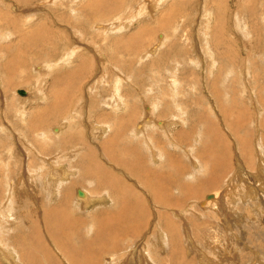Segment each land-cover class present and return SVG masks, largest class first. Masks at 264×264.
I'll use <instances>...</instances> for the list:
<instances>
[{
	"label": "rangeland",
	"instance_id": "rangeland-1",
	"mask_svg": "<svg viewBox=\"0 0 264 264\" xmlns=\"http://www.w3.org/2000/svg\"><path fill=\"white\" fill-rule=\"evenodd\" d=\"M34 1L39 3V0ZM73 1L74 3L72 5H70L71 3L66 4L67 13L69 17L72 18V24L82 23L80 27L75 26L74 28L72 25L60 21L58 17L62 14L64 6L61 10L57 7L55 10L56 13H53L50 8L47 11L45 9L47 7L41 5L44 10L38 12L37 10L32 11L31 7L26 8L25 6H21V4L15 1L13 5L16 10L10 12V16L14 15L17 19L19 17L16 26L23 31V34H25L24 36L29 34L32 38H37L34 39V43L29 44V47L26 45V42L21 41L17 33L12 34V43L9 41L5 42V39L0 40L1 51L3 48L11 45L9 51V55L11 56L3 51L0 56L2 64L7 61V58L11 59L7 61V70H3V65L0 64V111H3L2 107L4 104L5 106L8 104L10 112L9 119L11 121V123H9L8 120L2 121L0 118V264H69L72 249L85 248L87 243L89 245L88 249L78 252L79 255H77V257L79 264H84L80 257L86 260H92L91 264H264V185L259 187L257 182L254 188L249 190V186L252 185L254 181L250 180L251 177L249 175L247 176L245 174L248 170L245 169L244 163H241L243 164L242 169H244V171H242V169L239 170V164L235 160L237 154H234V156L236 155L235 157L231 155L229 153L230 148L227 146H222L221 150H219L218 147L222 141L223 145L226 142L230 144L236 135L248 137L247 139H250L253 135L255 137L257 123H262L264 118V108L260 103H256L261 101L264 104V0H157L160 2L155 9L156 11L148 13L147 16H137L135 19L133 18L134 12H136V14H141L145 10L148 11L150 8L149 2L152 3L154 0ZM2 2L7 5L5 1L2 0ZM64 2H67V0H64ZM36 3H32L35 5L32 9L38 7ZM219 4L220 7L217 6ZM74 5L77 7H74ZM2 14L4 17L7 15V13ZM170 14L172 17L169 16ZM158 15L165 20H160L158 22L156 19ZM168 17H171L170 21ZM22 20L24 22H22ZM129 20H131L130 26L124 29L122 23L130 22ZM162 22H167L164 26H169V29L160 27V24H163ZM44 26L48 27V29H43ZM221 27L223 33L220 29ZM2 29L8 32V26L6 24ZM84 31H91L94 39L89 40L88 38L86 40ZM99 31L102 32V35L105 34L106 36L103 35V37H99ZM142 31H146V33L142 35ZM164 33L165 39H159L160 35ZM33 34H35V36ZM45 38H47L48 41H46ZM145 38L147 41L144 42ZM156 41H158L159 46L163 43L160 46L159 53L154 54V56L149 55L144 59L142 56L143 54L140 53L144 51V48L147 49L148 47H152L157 43ZM131 43L134 44L131 45ZM148 44L151 45L148 46ZM36 45L38 48H35ZM134 45H136V47H132ZM123 48L126 49L124 50ZM70 51L75 54L72 56V59H66L67 61H64V63L62 60L60 65L62 69L61 78L59 79L60 82L55 83L51 75L54 73L56 67H50V65L60 61L56 59L55 56L58 54L59 56H63L60 55V53H69ZM42 52L45 54H41ZM80 56H82L81 60L78 58ZM83 61L84 63L86 62V66H84L85 68L82 72V68L80 69L79 64ZM130 61L132 62L130 63ZM43 66L49 67L50 69L44 68ZM119 76L121 77L116 78ZM164 77L167 82L164 80ZM169 77H172V79H169ZM65 78L68 79L64 84ZM20 80L21 82L19 83L18 81ZM31 80L34 84L32 87L33 89L27 90L26 87L29 86L28 84ZM72 80L74 81V90L72 88ZM168 80L174 82L172 87L170 86L172 83ZM69 82L71 84L67 86ZM18 90L23 91L24 96L17 94ZM117 90H119V94L116 93ZM121 90L129 92L127 98L121 93ZM149 90H151L150 92L168 90L169 97H162V100L168 99L167 108L182 109L183 107V112L185 113L184 118L189 120V123H191L196 133H193L195 132L193 130H189L191 129L190 126H184V124L178 125L179 127L177 126L175 128L178 130L174 131V133L176 132L179 138L184 137L181 140L189 137L190 144L193 139V145L195 146H198V140L202 142V146L204 145L205 147L199 148L200 152L197 154V157L190 156V153H193V155L196 153L188 149H186L188 151L187 154L184 153V149H182L181 152L176 153V156H173L174 152L172 149L168 151V147L163 141H165L164 137L166 136V134H164L165 130H169V128L165 126L166 129L162 131H155L156 126L154 125L157 121H161L157 118V114L161 110L162 100L159 103V100L155 99V101L152 102V100L145 98V96L149 94ZM130 93L131 95H136L138 100L139 104L135 103L134 105L135 110L136 108L139 109V114L137 113L138 116H136L135 119L140 122L138 123V121L133 119L132 122H134V120L136 122L131 124L133 128L129 134L132 135L133 130L137 129L136 126L138 124L140 126L147 124L146 121L150 118L149 130L145 128L146 126H142L145 129L143 132H137L140 134L138 137H142V141H145V139L151 138L152 136L147 134V131H153L154 136H152V138L156 139L158 144L156 146L154 139L152 141L148 140L144 145L145 151L136 153L140 159V164L138 163L137 165V171L143 180H147V186L150 188L154 186L150 177L154 178L156 175L151 173H160L161 176L164 177L165 183L168 184L175 178V172L184 171H186L187 176L191 174V176L187 178L188 183H191L192 178L196 179L197 176L201 175L202 181L206 180L209 184L216 186V182L210 181L209 178L213 175L212 173H215V170L220 169V174L217 173L216 175L220 179V181H217V184H222L223 186V189L219 191V194L223 196L222 199L218 201L220 203H218L219 205L217 208L213 210L212 207H209L206 209V212L203 207H199L197 201L199 200L200 202L206 194L210 196L213 189L206 188L203 190L197 188L200 186V183L196 181L197 179L194 183L192 182V187L194 188L193 193L199 192L198 194L202 195L201 198L197 196L200 199L197 197H190L193 196L191 193L193 189L186 188L187 190L183 189L181 192L179 189L178 191L172 190V204H169V197L167 194H165L164 198L161 197V205H158V201L157 205L151 203L153 201L144 188L139 187L136 190L135 181L137 180V176L134 177V179L126 176L128 173H126L125 168L113 164L105 158L101 147L109 141L102 144H100V142L104 140L103 137L107 133L101 131L102 129H100V127L102 125H94V127L90 124L88 116L86 115L88 113L89 103L94 102H91L89 97L94 95L93 99L97 101L102 102V99L105 100V102L109 101L111 104L110 106H106L107 109L105 110L110 111V107H116L118 102L121 104L119 108L124 109V104H128L126 101L131 102V100H133ZM49 95H52L53 98ZM2 99H4V101H2ZM124 99H126L125 103H121V101L124 102ZM150 102L155 104L156 109L154 110V116H152V112H150V106L152 105ZM173 102L175 106L177 104L179 107L176 106V108ZM136 105L138 107H136ZM76 106L77 112L74 110ZM258 106H260L261 109H258ZM68 108L69 111H67ZM126 108L127 107H125V109ZM4 110L7 111V108ZM58 110L61 111L58 112ZM141 110L142 113L140 112ZM196 111H205L210 115L206 117L200 115L201 117L198 119L194 117ZM35 118L37 121H35ZM139 118H142L143 124ZM29 120L32 123L35 121L34 123H37L39 126L42 125V128H44L41 131L43 133H40V135L44 137L42 139H46V143L40 144V146L46 150L47 153L50 151V148L52 149L49 143L52 141L50 139L52 136L56 137V135H59L60 137L64 134L68 136V131H70L72 135L78 132L77 134L81 135V137L78 135L76 136L79 137L80 141H84L87 145L91 144L93 148L95 146V151L100 155L99 159L102 165L100 172L96 171L94 176H81L79 180L72 182L67 200L70 204L68 209L72 210L74 216L70 213L69 217H71V219L68 218L69 222H61V224L64 223L62 225H59V220H55L56 212L52 211L58 204L54 201L51 203L48 202V192L44 190L47 188H45L39 180L42 175L46 173V169L49 170V172L51 171V169H48L49 165L52 167L55 165V163H53L55 155L46 157L40 152L41 156H44L46 163H48L46 164L44 160L38 161L34 158L35 154H33V151L29 150L32 147H24L21 143L23 139L22 135L25 134L28 136L30 134L29 128H27L26 125ZM123 120H125V118ZM199 120L200 122H198ZM223 121L226 122L224 123ZM233 121L234 123H232ZM18 122H23L24 126L16 127V130L11 131L13 130L14 124L18 126ZM124 122L126 123V120ZM124 122L119 126H124ZM71 123L74 127H69L71 129L68 130V126ZM243 125L244 127H241ZM180 127L184 132L189 131L186 132L187 135L183 133L182 129H179ZM1 129H3L4 134L1 132ZM56 129L59 130L58 133L55 132ZM91 129L94 131L92 130L91 132ZM206 129L208 131H206ZM229 129L234 130V137L229 133ZM213 131H217V133ZM244 131L246 132L244 133ZM210 134L211 136H207ZM212 135H214V137H212ZM90 136L94 138L89 139ZM159 136H163V140L158 139L160 138ZM215 137H217V139ZM26 138L23 140H26ZM81 138L83 140H81ZM42 139H40V141ZM77 141L78 140H76V142ZM128 141L130 144H133L131 139H128ZM253 141V138L252 140L250 139L248 143L249 147H255L256 142L254 141L253 143ZM112 143L113 142L110 144ZM129 143L126 141L125 143L117 142L116 146L118 148H123L126 144L128 146L127 152H130L128 157L131 158L133 151ZM98 145H100V147ZM149 146L152 151L157 153V156L155 154H150L152 151L150 152L148 149ZM213 146H215V148ZM242 146H246L248 149L247 143ZM172 148L175 147L172 145ZM234 148L237 149L236 147ZM98 149L99 151H97ZM256 151L255 149V152ZM63 152L64 151H57L55 154L60 158L64 156ZM81 152V148L73 151L72 158L68 164L78 172L84 169H80L79 162L73 164L71 161L73 159H79ZM226 152L228 153L226 154ZM253 154L255 155V153ZM29 155L34 158V164L36 163V166H32V172L35 170L37 173L33 181L26 175V173L29 175V171L25 169V167L28 166ZM199 157L200 159L197 160ZM253 158H256L255 170L261 165L264 166V160L258 161L256 155ZM208 159H211L212 163L213 161L220 162L211 165V161H208V164H205V160ZM241 159L244 162L242 154ZM93 160H95V157ZM126 160L128 161V158H126ZM60 161L64 163V161ZM201 161L204 162L202 163ZM181 162L187 167L180 164ZM199 162L202 164H199ZM259 162H261V165H259ZM5 164L8 166V171L2 174L5 170V166L3 167ZM233 164H235L236 167ZM42 166L45 168L44 172L38 174ZM56 166H58V164H56ZM212 166L213 168H211ZM182 167H185L186 170L182 171ZM64 168L66 169V167ZM188 169L193 171L190 173ZM75 170L70 171L76 172ZM210 170L214 171L211 173ZM238 171H242V174ZM205 172H207L208 175L203 174ZM57 173H59V171H57ZM237 173H239V176L241 175V178H238L241 182L237 180L238 185L236 186L237 183L233 180L235 188L231 190V180ZM228 174L229 176L227 177ZM112 176H117L122 179L123 183H126V185L128 184L135 192L123 193L121 198L118 197V200H114L115 203L113 201V203H110L111 201L109 198L108 206H93V208L92 206H84L79 202L80 200H76V198L73 197L75 188H78L79 191L82 188L87 191L91 188V193H93V188L94 194H86L94 198L104 197L105 195L107 198L112 197V191L108 187H100L101 183L99 185L96 183V181L107 183ZM230 177L232 179L228 180ZM35 181L37 183L36 187L34 186ZM115 183L114 186L119 184V182ZM124 184H122L123 189H121L120 193L123 192L122 190L126 189ZM36 189L40 197H42V200H38L36 197ZM195 189H197V191ZM63 190L64 188H62V191ZM155 190L154 193L156 194L157 189ZM188 191H190L191 194L187 196L184 193L187 192L186 194H188ZM242 191L244 193L246 191V193L242 194ZM75 192H77V190ZM63 193L65 194L66 192ZM99 193H103V195ZM116 193L118 195L120 194L117 190H114V194ZM162 193V188H159L158 195L161 196ZM127 195L131 197H146L149 198L151 202L147 203L143 198L142 203L144 204L141 203V206L136 207L134 205L130 206L128 208L130 212L127 214L126 211L124 212L125 205L127 207V204L124 203V197ZM253 195L256 196L254 197ZM76 196L81 198L77 193ZM173 198H178L176 199L177 203L175 202L174 204ZM30 202L35 205H31ZM41 203L46 207L50 205L48 207L51 208L50 213H48V218L42 219L44 229H40L36 226V224H39L38 220L40 222V218L36 216L35 209H41ZM98 209L100 213L97 211ZM216 209L219 211L217 212ZM93 210H96L98 213ZM235 210L237 211L235 212ZM110 211L114 213L111 214ZM33 212L35 214H30ZM102 214H107L108 217L106 216V218H104L105 216L103 217ZM109 214H111V216ZM119 215L120 217H118ZM208 219H210V222L207 221ZM224 219L225 221L227 220L226 223L229 224H225ZM168 221L172 222L174 225ZM142 222H147L149 225L144 224L146 225L144 226ZM159 222L162 223V225ZM207 222L210 224H207ZM171 225H173V227ZM182 225L183 227H181ZM164 227L173 228V230L177 228L178 231H173L172 229L171 231H169L170 229L166 231ZM204 227H207L208 230ZM21 228H23V231L19 232ZM215 228L220 229L218 230ZM137 230H139L138 233ZM159 230H161V232ZM51 231L53 232L55 243L50 238ZM157 231L159 232L158 234ZM56 232H60L61 234H57ZM169 232H173L174 234H170L169 236L171 237H169L168 234L166 236V233ZM164 235L166 236L165 240L163 239ZM173 235H178L177 237L179 238ZM16 236H18L19 243H15L13 240ZM160 237L163 240H160ZM47 238L55 246L59 243L58 246L62 247V251L65 253L57 254L56 251L58 247H56L57 250L52 246L51 248L47 247L45 245V242L47 243ZM158 241L162 244H159ZM112 243L117 246L115 247ZM117 247L120 252H115L114 249H117ZM114 253H119L117 258V255H113ZM130 253L134 256L132 262L128 261L131 256ZM119 255L121 256L119 257ZM66 256L68 257L66 258ZM142 257L143 259L141 260ZM4 260L6 261L4 262ZM15 260H17V262Z\"/></svg>",
	"mask_w": 264,
	"mask_h": 264
},
{
	"label": "bare ground",
	"instance_id": "bare-ground-1",
	"mask_svg": "<svg viewBox=\"0 0 264 264\" xmlns=\"http://www.w3.org/2000/svg\"><path fill=\"white\" fill-rule=\"evenodd\" d=\"M3 1H5L6 3H7V5L6 4H4L3 2H2V0H0V40H2V39H5V42H7V41H9L10 43H12V39H13V36H12V34L13 33H17V34H19V37H20V39H21V41H24V42H26V45H28V47H29V44L30 43H34V39H36L37 37H34V38H32V36H30L29 34H26V36H24L25 34H23V31H21L20 29H18V27L16 26V22L18 21V19H19V17H18V19L13 15V16H10V12H14L15 10H16V8L14 7V2L15 1H17L19 4H21V6H25L26 8H29V7H31V10L33 11V10H37L38 12L40 11V10H44L43 9V7L41 6V5H45L47 8H45L47 11L49 10V8L51 9V11H53V13H56L55 12V10H56V8L57 7H59V9L61 10L62 8H63V6H64V9H63V11H62V14L60 15V16H58L59 17V19H60V21H62V22H64V23H66V24H68V25H72L73 26V28L76 26V27H80V25L82 24V23H80V24H72V18H70L69 17V15H68V13H67V10H66V4H70V5H72L73 3H74V1L73 0H67V2H64V0H49V1H46V0H41V1H44V2H41L40 0L38 1L39 3H36V1H34V0H3ZM218 1H220V0H218ZM33 2H35L37 5H38V7L35 9H32V7H35V5H33L32 3ZM160 1H157V0H154V2H149V9H148V11L147 10H145L143 13H141V14H136V12H134L135 14L133 15V18L135 19V17H139V16H141V15H148V13H151V12H153V11H156L155 9L157 8V5H158V3H159ZM17 3V4H18ZM51 3V4H50ZM91 3V2H90ZM133 3V2H132ZM31 5H33V6H31ZM76 5H74V7H75ZM204 6V5H203ZM217 6H219L220 7V4L219 5H217ZM17 7V6H16ZM77 7V6H76ZM18 8H20V7H18ZM21 8H23V7H21ZM179 8V7H178ZM4 10V11H3ZM46 10H45V12H46ZM75 10H76V8H75ZM50 11V12H51ZM71 11V10H70ZM18 12V11H17ZM2 13H7V15L4 17L3 16V14ZM35 13V12H34ZM48 13V12H47ZM74 13V12H73ZM204 15V14H203ZM169 16H171L172 17V15L170 14ZM171 17H168V19H169V21L171 20ZM157 20H158V22L161 20V21H164L165 19H163V18H161V16L160 15H158V17L156 18ZM132 20V19H131ZM131 20H129L130 22H124V23H122V26L124 27V29L125 28H127V27H129L130 26V24H131ZM22 22H24L23 20H22ZM28 23V22H27ZM163 24H160V27H162V28H164L165 26H164V24H167V22H162ZM7 25L8 26V32H5V31H3L4 29H2V27L4 26V25ZM24 24V23H23ZM116 25H118V24H116ZM119 25H121V24H119ZM220 25H222V24H220ZM99 27V26H98ZM159 27V26H158ZM93 28V27H92ZM107 28V27H106ZM165 28H168L169 29V26H166ZM219 28V27H218ZM43 29H48V27H43ZM90 29V28H89ZM221 30H222V27L220 28ZM98 30V29H97ZM100 30H102V29H100ZM106 30V29H105ZM108 30V29H107ZM214 30H216V29H214ZM27 31V30H26ZM218 31V30H217ZM104 32V31H103ZM30 33V32H29ZM33 33V32H32ZM35 33H37V32H35ZM89 33V34H88ZM108 33H109V31H108ZM137 33V32H136ZM144 33H146V31H142V35H144ZM222 33H223V30H222ZM84 34H85V39L87 40L88 38H89V40L90 39H94L93 37H92V32L91 31H84ZM99 37H103V35H105V34H103L102 35V32H100L99 31ZM34 36H35V34H33ZM44 35V34H43ZM42 35V36H43ZM91 35V36H90ZM220 35V34H219ZM218 35V36H219ZM90 36V37H89ZM106 36V35H105ZM30 37V38H29ZM38 37H40V36H38ZM137 37V36H136ZM138 37H140V36H138ZM150 37V36H149ZM135 38V37H134ZM147 38H148V35H147ZM157 38V37H156ZM221 38V37H220ZM127 39H129V38H127ZM132 39V38H131ZM137 39V38H136ZM159 39H161V40H164L165 39V33L164 34H161L160 35V38ZM45 40L46 41H48L47 40V38H45ZM44 40V41H45ZM160 40V41H161ZM39 41V40H38ZM92 41V40H91ZM116 41V40H115ZM145 41H147V39L145 38L144 39V42ZM137 42V41H136ZM157 43H155L152 47H148L147 49H143L144 51L143 52H141L140 54H143L142 56H143V58L145 59L146 57H148L149 55H151V56H154V54H158L159 53V49L161 48L160 46L163 44V43H161V45L159 46V44H158V41H156ZM50 43V42H49ZM62 43V42H61ZM65 43V42H64ZM90 43V42H89ZM142 43V42H141ZM77 44V43H76ZM129 44V43H128ZM132 44H134V43H131V45ZM145 44V43H144ZM152 44V43H151ZM151 44H148V46H150ZM57 45V44H56ZM64 45H66V44H64ZM172 45V44H171ZM171 45H170V48H171ZM3 46V45H2ZM1 46V47H2ZM17 46V45H16ZM15 46V47H16ZM139 46V45H138ZM11 47V45H9V46H7V47H5V48H3L2 49V51L4 52V53H6V54H8L9 55V51H10V48ZM61 47V46H60ZM132 47H136V45H134V46H132ZM18 48V47H17ZM35 48H38V46L36 45L35 46ZM67 48V47H66ZM22 49V48H21ZM48 49V48H47ZM53 49V48H52ZM124 50L126 49V48H123ZM26 50V49H25ZM28 50V49H27ZM38 50V49H37ZM93 50V49H92ZM91 50V51H92ZM121 50V49H120ZM2 51H1V49H0V56H1V54H2ZM33 51V50H32ZM31 51V52H32ZM73 51V50H72ZM72 51H70L69 53H60V55H63V56H59V54L57 55V56H55L56 57V59H58V60H60V61H58L57 63H55V64H51L50 65V67L52 66V67H56L55 68V71H54V73L51 75L52 77H53V80L55 81V83H59L60 81H59V79L61 78V74H62V69L60 68V65H61V63H62V60H63V63H64V61H67L66 59H69V58H71L72 59V56L75 54L74 52H72ZM18 52V51H17ZM30 52V53H31ZM97 52H100V51H97ZM101 53V52H100ZM41 54H45V53H41ZM24 55V54H23ZM9 56H11V55H9ZM23 57V56H22ZM141 57V56H140ZM213 57V56H212ZM80 60L82 59V56H80V57H78ZM143 59V60H144ZM7 61H9V60H11L10 58H7L6 59ZM17 60V59H16ZM49 60V59H48ZM136 60V59H135ZM7 61H5L3 64H2V62H1V57H0V64H2L3 65V70H7V67H8V64H7ZM23 61V60H22ZM90 61H91V59H90ZM81 62V61H80ZM132 61H130V63H131ZM11 63V62H10ZM89 63V62H88ZM215 63V62H214ZM80 65V69H81V71L85 68L84 66H86V62L84 63V61L82 62V63H80L79 64ZM154 65V64H153ZM153 65H151V66H153ZM12 67H13V65H12ZM44 67V66H43ZM44 68H49V67H44ZM41 69V68H40ZM50 69V68H49ZM150 70V69H149ZM211 70V69H210ZM10 71V70H9ZM8 71V72H9ZM20 71V70H19ZM49 71V70H48ZM83 72V71H82ZM10 75H11V73H10ZM121 76H119V77H116V78H120ZM133 77V76H132ZM165 77H167V76H165ZM165 77H164V80L167 82V80L165 79ZM67 79L68 78H65L64 80V84L66 83V81H67ZM74 79H75V77H74ZM169 79H172V77H169ZM125 80V79H124ZM159 81V80H158ZM169 82H171V80H168ZM19 83L21 82V80L20 81H18ZM25 82V81H24ZM168 82V83H169ZM1 83V82H0ZM72 88H73V86H74V81L72 80ZM70 82L69 83H67V86L68 85H70L71 84ZM119 83V82H118ZM172 84L170 85L171 87L174 85V82H171ZM78 84V83H77ZM27 85V84H26ZM29 86L28 87H26L27 88V90H32L33 88V81L31 80L30 81V83L28 84ZM149 87V86H148ZM117 89V88H116ZM115 89V90H116ZM73 90H74V88H73ZM104 91V90H103ZM118 91L119 90H117L116 91V93H118ZM141 91V90H140ZM151 90H149V94H147L146 96H145V98H147V99H149V100H152V102H154L155 101V99L156 100H159L158 102L160 103V101L162 100V97L163 96H166V97H169V94H168V90L166 91V90H157L156 92H150ZM30 92V91H29ZM133 92H135V91H133ZM121 93L127 98V95H128V91H124V90H121ZM136 93V92H135ZM141 93V92H140ZM119 94V93H118ZM151 94V95H150ZM110 95H111V92H110ZM116 95V94H115ZM130 95H131V93H130ZM144 95V94H143ZM21 96H24V94L23 95H21ZM49 96H51L52 97V95H49ZM122 96V95H121ZM140 96H141V94H140ZM171 96V95H170ZM13 97H15V96H13ZM112 97V96H111ZM131 97L133 98V100H131V102H129V101H126L128 104H124V106L125 107H127L126 109H125V107H123L124 109H120L119 108V106L121 105V104H119V102H118V104H116V107H110V111L109 110H105V109H107V107L106 106H110V102L109 101H106L105 102V100H103L102 99V102L101 101H97V100H95V99H93L94 98V95H91L89 98H90V101L91 102H94V103H89V108H88V113H87V115L86 116H88V119H89V122H90V124L91 125H95V126H97V125H102L101 127H100V129H102L101 131L102 132H106L107 134L103 137L104 138V140L102 141L101 140V142H100V144H102V143H104V142H108V143H106L104 146H102L101 147V150H102V152H103V155L105 156V158L109 161V162H111V163H113V164H116V165H118V166H120V167H123V168H125L126 169V173H128L126 176H128V177H131V178H133L134 179V177H136L137 176V180L135 181V186L137 187L136 188V190L139 188V187H142V188H144L146 191H147V193H148V195L150 196V199L153 201V202H151V200L149 199V198H146V197H131V196H125L124 197V203H126L127 204V207H126V205H125V210H124V212L126 211L127 212V214H129V210H128V208L130 207V206H132V205H134L135 207L136 206H141V203H142V199L144 198V201L145 202H147V203H149V202H151V203H155L156 205H157V201H158V205H161V201H162V199H161V197L162 198H164L165 197V194H167L168 195V197H169V204H172L171 203V200H172V190H177L178 191V189H179V191L181 192L183 189H186V188H190V189H193V190H191V193H192V195L193 196H190V197H197V196H200V198H201V196L202 195H200V194H198L199 192H194V193H196V194H194L193 193V191H194V188L192 187V182L194 183V181L196 180L197 182H199L200 183V186L199 187H197V188H200V189H206V188H212L213 189V192L210 194V196L209 195H205L204 196V198L203 199H201L200 200V202H199V200L197 201L198 202V205H199V207L201 208V207H203L205 210L206 209H208L209 207H212L213 208V210H214V208H217V206L219 205L218 203H220V202H218V201H220L221 199H222V196L223 195H220L219 194V191L220 190H222L223 189V186H222V184H220V185H218L217 184V181L219 180L220 181V179L218 178V176L216 175L217 173H219L220 174V169L218 170H215V173H212L213 171H211V173L214 175H211L210 176V181H213V182H216V186L215 185H211V184H209L208 182H206V180H204V181H202V176L200 175V176H197L196 177V179L195 178H192V181H191V183H188L187 182V178H189V176H191V174H189L188 176H187V173H186V171H184V170H186V168L185 167H187V166H185V164H182L183 162H181L180 164H182V165H184L185 167H182L183 168V170L182 171H184V172H175V178L174 179H172L168 184H166L165 183V179H164V177L163 176H161V174L159 173H151V174H153V175H156V176H154V178H152V177H150L151 179L150 180H152V183H153V187L152 188H150V187H148L147 186V184H146V181L145 180H143L142 178H141V176L139 175V173H138V171H137V165H138V163L140 164V159H139V157L136 155V153H140L141 151H145L144 150V145H145V143L149 140H153L154 138H152V136H154V132L153 131H147L148 133L147 134H149V135H152L151 136V138H148V139H145V141H142V137H138L140 134L139 133H137V132H143V130L145 129V128H147L148 129V126H149V122H150V118L146 121L145 119V121H146V123L147 124H143V120H142V118H139V119H141V121H142V126L143 127H145V128H143L142 126H140L139 124V126L137 125L136 126V128L137 129H134L133 130V133H132V135H130L129 133L132 131V123H134V122H136V121H138V120H136L135 119V117L136 116H138V114H139V112H138V108H136V110H135V107H134V105H135V103L136 104H139L138 103V100H137V98H136V95H131ZM143 97V96H142ZM172 97V96H171ZM53 98V97H52ZM109 98H110V96H109ZM113 98V97H112ZM111 98V99H112ZM124 98V97H123ZM122 98V99H123ZM141 98V97H140ZM139 99V98H138ZM125 100L126 99H124L123 101L124 102H122L121 100V103H125ZM128 100V99H127ZM168 100V99H167ZM167 100L166 99H164V100H162L161 102H162V107H161V110H160V112L157 114V118L159 119V120H161V121H157V123H155L154 125L156 126V130L155 131H162V130H164V129H166V127H168L169 128V130H165V133L164 134H166V136L164 137V140L165 141H163V143H166V145H167V147H168V151H169V149H172V151L174 152V154H173V156H176V153L177 152H181L182 151V149H184L183 151H184V153H188V151L186 150V149H188L189 151H193V152H195L196 154L195 155H193V153H190L191 155L190 156H195V157H197V154L200 152V150H199V148L201 147V148H204L205 146L203 145L202 146V142L201 141H197V144H198V146H195V145H193V139L191 140V144H190V138L189 137H187V138H185L184 140H181V139H183L184 137H182V138H179L178 137V134H176V132L174 133V131H176V130H178V129H175L178 125H180V124H184V126L185 125H188V126H190L191 127V129H189V130H193V131H195L194 130V128L191 126V123H189V120L186 118H184V115H185V113L183 112V107H182V109H170V108H167L168 106H167ZM2 101H4V99H2ZM137 101V102H136ZM217 101V100H216ZM89 102V101H88ZM256 102V101H255ZM151 103V102H150ZM174 103V102H173ZM256 103H260L261 105H262V107L264 108V104L261 102V101H259V102H256ZM87 104V103H86ZM96 104V105H95ZM152 104V103H151ZM174 106H175V103L173 104ZM113 106H115V105H113ZM176 106H178L177 104H176ZM175 106V107H176ZM87 107V106H86ZM136 107H138L137 105H136ZM151 111L150 112H152L151 113V115L152 116H154V110L156 109L155 108V104H152L151 106ZM179 107V106H178ZM7 108V111H5L4 109H6ZM66 108V107H65ZM140 108V107H139ZM143 108V107H142ZM177 108V107H176ZM262 108V109H263ZM2 109H3V111H0V118H1V120L2 121H5V120H8V122L9 123H11V121H10V119H9V117H10V112H9V106H8V104H6V106H5V104L3 105V107H2ZM63 109V108H62ZM109 109V108H108ZM258 109H261V107L260 106H258ZM74 110L77 112V106L74 108ZM61 110H58V112H60ZM67 111H69V108L67 109ZM97 111V112H96ZM141 113H142V110L140 111ZM231 112V111H230ZM235 112V111H234ZM78 113H79V111H78ZM138 113V114H137ZM196 114H195V118H200L201 116L200 115H203V116H208V115H210V114H208L207 112H195ZM262 113V112H261ZM122 114V115H121ZM34 115H35V113H34ZM62 115H64V114H62ZM243 115V114H242ZM52 116H54V115H52ZM124 117L125 118V120H126V123L124 122L125 120H123L124 118H122V117ZM141 116H143V115H141ZM30 118V117H29ZM39 118V117H38ZM42 118V117H41ZM44 118V117H43ZM184 118V119H183ZM194 118V119H195ZM213 118V117H212ZM222 118H223V116H222ZM87 119V120H88ZM91 119H93V120H91ZM133 119H135L134 120V122H132L133 121ZM197 119V120H198ZM203 119V118H202ZM201 120V119H200ZM200 120L198 121V122H200ZM209 120V119H208ZM33 121V120H32ZM35 121H37L36 120V118H35ZM35 121H33V123L29 120V121H27V128H29V137L28 136H26L25 134L24 135H22V138L23 139H25L26 137H28V138H26V140H21V143L23 144V146L25 147V146H28L29 148L30 147H32V148H30L29 150H31V151H33V154H35L34 156V158L35 159H37L38 161L40 160V161H43L44 160V156H53V155H55V157H54V159H53V163H55V165L52 167V166H50L49 165V168L48 169H51V171L49 172V170H47L46 169V173H44L43 175H42V177L39 179L40 180V182H41V184L43 185V186H45V188H47V189H44L45 191H47L48 192V202L49 203H51V202H56L58 205H57V207L56 208H54V209H52V211H55L56 212V214H55V220H59V222H60V224L59 225H62V224H64L65 222L64 221H66V222H69V220H68V218L69 219H71V217H69L70 215V213L71 214H73V216H74V213L72 212V210H70V209H68V207L70 206V204H69V202H68V200H67V197H68V195H69V193H70V187H71V184H72V182L73 181H76V180H79L80 179V177L81 176H87V175H91V176H94V174H95V172L96 171H98V172H100V170H101V167H102V165H101V160L99 159L100 158V155H98V153L95 151V146H94V148L92 147V145L91 144H89V145H87L86 143H84V141H80V139H79V137H81V135H79V134H77L78 132H76V134L74 133V135H72V133L70 132V131H68L69 132V134H68V136H66L65 134L63 135V136H60L59 137V135H56V137H54V136H52L50 139L52 140L51 142H49L50 144H51V146H52V149L50 148L49 150V152L47 153V151L46 150H44L41 146H40V144H43V143H46V139H42V138H44L42 135H40V133H43V132H41L44 128H42V125H38L37 123H34ZM155 121V120H154ZM202 121V120H201ZM206 121V120H205ZM205 121H204V123H205ZM228 121H229V119H228ZM124 122V126H122V127H120L121 126V124ZM140 121H138V123H139ZM211 122V121H210ZM209 122V123H210ZM224 123L226 122V121H223ZM73 123V122H72ZM72 123L68 126V130H70L71 128H69V127H74V125H72ZM209 123H207V124H209ZM216 123V122H215ZM230 123V122H229ZM232 123H234V121L232 122ZM231 123V124H232ZM137 124V123H136ZM206 124V123H205ZM228 124V123H227ZM244 124H245V122H244ZM120 125V126H119ZM200 125V124H199ZM242 125V124H241ZM247 125V124H246ZM24 126V123L22 122V123H19L18 122V126H16V124H14L13 125V130H11V131H14V130H16L15 128L16 127H23ZM94 126V127H95ZM166 126V127H165ZM201 126V125H200ZM216 126V125H215ZM236 126V125H235ZM64 127V126H63ZM91 127V126H90ZM179 127V126H178ZM213 127V126H212ZM228 127V126H227ZM240 127V126H239ZM241 127H244V125L243 126H241ZM59 128H60V126H59ZM150 128V127H149ZM193 128V129H192ZM32 129H33V132H34V134H33V132H32ZM179 129H182L181 127L179 128ZM210 129V128H209ZM246 129V128H245ZM92 130L93 129H91V132H92ZM136 130H138V131H136ZM149 130V129H148ZM185 130H188V129H185ZM54 131V130H53ZM74 131V130H73ZM94 131V130H93ZM182 131H183V129H182ZM190 131V132H191ZM206 131H208L207 129H206ZM205 131V132H206ZM1 132L4 134V131H3V129H1ZM35 132H38V133H35ZM55 132H59V130L58 129H56L55 130ZM186 132H189V131H186ZM186 132H184L183 131V133H185L186 135H187V133ZM214 132V131H213ZM246 131H244V133H245ZM1 133V134H2ZM64 133V132H63ZM62 133V134H63ZM145 133V132H144ZM177 133H179V132H177ZM193 133H196V131L195 132H193ZM209 133V132H208ZM212 133V132H211ZM214 133H217V131L216 132H214ZM229 133L234 137V135H233V133H234V130H232V129H229ZM37 134V135H36ZM103 134V133H102ZM54 135V134H53ZM76 135H78V136H76ZM145 135V134H144ZM143 135V136H144ZM156 135V134H155ZM215 135V134H214ZM214 135H212V137H214ZM235 135H236V133H235ZM18 136V135H17ZM16 136V137H17ZM200 136V135H199ZM207 136H211V134L210 135H207ZM64 137V138H63ZM160 138H158V139H161V140H163V136H159ZM232 137V138H233ZM63 138V139H62ZM90 138H94V137H92V136H90L89 137V139ZM145 138V137H144ZM216 139H217V137H215ZM248 137H245V136H243V137H240V136H238V135H236L233 139V141L229 144L228 142H226L224 145H223V141L222 142H220V144L218 145V147H219V150H221V147L223 146H227V147H229L230 148V151H229V153L231 154V155H233L234 156V154L236 153L237 154V156H236V162H238V164H239V170H241L243 167V164H241V163H244V166L246 167L245 169H247L248 171H247V173H245L247 176L249 175L250 177H251V179L250 180H253L254 181V183H252V185H250L249 186V190H252L253 188H254V185H255V183H257L258 182V186L259 187H261V186H263L264 185V166L263 165H261V162H259V165H261V166H259V168L257 169V170H255V168H256V158L254 159L253 157H255V155H256V157H257V159H258V161H262V160H264V118H263V121H262V123H257V130L255 131V137H254V135L253 136H251V140H252V138L254 139V141L256 142V145H255V147L253 146V148L252 147H249L248 146V143H249V141H250V139H247ZM18 139V138H17ZM40 139H42L41 141H40ZM62 139V140H61ZM128 139H131V141L133 142V144H130L129 143V141H128ZM196 139V138H195ZM76 140H78L77 142H76ZM81 140H83L82 138H81ZM94 140V139H93ZM92 140V141H93ZM19 141V140H18ZM125 141L126 142H128L130 145H131V147H132V151H133V155H132V157L131 158H129L128 157V154L130 153V152H127V145L125 144V147H123V148H118L116 145H117V142H121V143H125ZM160 141V140H159ZM196 141V140H195ZM254 141H253V143H254ZM41 142V143H40ZM90 142V141H89ZM111 142H113L112 144H110ZM162 142V141H161ZM1 143V142H0ZM19 143V142H18ZM154 143L156 144V146L158 145L157 144V140L156 139H154ZM245 143H247V147H248V149L246 148V146H242V145H244ZM214 144V143H213ZM212 144V145H213ZM44 145H46V144H44ZM48 145V144H47ZM168 145H170V146H168ZM172 145L175 147V148H172ZM1 146V145H0ZM91 146V147H90ZM99 147H100V145H98ZM162 146V145H161ZM182 146V147H181ZM183 146H184V148H183ZM46 147V146H45ZM98 147V148H99ZM164 147V146H163ZM166 147V148H167ZM198 147V148H197ZM214 148H215V146H213ZM234 147H236L237 149H235ZM243 147H244V150H243ZM82 149V152L80 153V155H79V159H73L71 162L73 163V164H77L78 162H79V165H80V169H84L83 171H77V170H75L74 168H71L68 164L70 163V159L72 158V155H73V151H75V150H79V149ZM159 148V147H158ZM0 149H1V147H0ZM4 149V148H3ZM2 149V150H3ZM26 149H28V148H26ZM100 149V148H99ZM99 149L97 150V151H99ZM148 149L150 150V152L152 151V149L150 148V146L148 147ZM210 149H212V148H210ZM225 149V148H224ZM250 149V150H249ZM255 149L257 150L256 152H255ZM13 150H15V149H13ZM39 150V151H38ZM57 151H59V152H61V151H64L63 152V157H58L57 156V154H55ZM160 151V150H159ZM212 151V150H211ZM211 151H209V152H211ZM246 151V152H245ZM28 152H30V151H28ZM44 155H42L41 156V153ZM45 152H46V154H45ZM208 152V153H209ZM1 153V152H0ZM213 153V152H212ZM224 153V152H223ZM228 152H226V154H227ZM251 153H252V156H251ZM253 153H255V155L253 154ZM101 154V153H100ZM151 155H153V154H155L156 156H157V153H155L154 151H152L151 153H150ZM241 154H242V156H243V159H244V162L242 161V159H241ZM28 155V154H27ZM200 155V154H199ZM206 155V154H205ZM240 155V156H239ZM30 156V155H29ZM150 156V155H149ZM181 156V155H180ZM234 156V157H235ZM95 157V160H93V158ZM103 157V156H102ZM101 157V158H102ZM184 157V156H183ZM186 157V156H185ZM203 157V156H202ZM209 157H211V156H209ZM208 157V158H209ZM27 158V157H26ZM29 158V162H28V166L27 167H25V169H27L26 171H29V175L26 173V171H25V173H26V175L29 177V179H31L32 181L35 179V177L37 176V173H36V171L34 170L33 172H32V170H33V168H32V166H36V163L34 164V162H33V160H34V158L32 157V156H30V157H28ZM126 158H128V161L126 160ZM159 158V157H158ZM188 158V157H187ZM193 158V157H192ZM181 159V158H180ZM179 159V160H180ZM200 159V157L197 159V160H199ZM219 159V158H218ZM224 159V158H223ZM36 160V161H37ZM60 160H62V161H64V163L63 162H61ZM104 160V159H103ZM159 160H161V159H159ZM176 160V159H175ZM216 160V159H215ZM234 160V159H233ZM238 160V161H237ZM45 161V160H44ZM52 161V160H51ZM206 162H204L205 164H208L207 162L208 161H211V159H208V160H205ZM239 161H241V162H239ZM19 162V161H18ZM26 162V161H25ZM154 162V161H153ZM178 162V161H177ZM191 162V161H190ZM202 162V161H201ZM201 162H199V164H202ZM220 162V161H216V162H214L213 161V163H216V164H218V163ZM222 162V161H221ZM22 163V162H21ZM38 163V162H37ZM45 163H46V161H45ZM151 163H152V161H151ZM211 163H212V161H211ZM210 163V164H211ZM213 163L211 164V165H213ZM228 163H229V161H228ZM46 164H48V163H46ZM56 164H58V166H56ZM143 164V163H142ZM146 164V163H145ZM187 164V163H186ZM224 164V163H223ZM227 164V163H226ZM230 164V163H229ZM44 165V164H43ZM59 165H61V166H59ZM148 165V164H147ZM152 165V164H151ZM174 165V164H173ZM179 165V164H178ZM204 165V164H203ZM233 165H235V164H233ZM5 166V167H4ZM8 166H9V163H8ZM8 166H7V164H5V165H3V167H4V171L2 172V174H5V173H7V171H8ZM48 166V165H47ZM181 166V165H180ZM217 166V165H216ZM219 166V165H218ZM64 167H66V169H68V170H66ZM235 167H236V165H235ZM169 168V167H168ZM206 168V167H205ZM211 168H213V166L211 167ZM222 168V167H221ZM232 168H234V167H232ZM44 167L42 166V167H40V171L38 172V174L39 173H43L44 172ZM129 169H131V170H129ZM146 169H148V168H146ZM152 169V168H151ZM215 169V168H214ZM229 169V168H228ZM250 169H253V170H250ZM38 170V169H37ZM70 170H75L76 172H71ZM115 170V169H114ZM176 170H179V169H176ZM188 170H190V169H188ZM207 170V169H206ZM205 170V171H206ZM209 170V169H208ZM235 170V169H234ZM22 171V170H21ZM57 171H59V173H57ZM119 171V170H118ZM180 171V170H179ZM193 171V170H192ZM191 170H190V173L192 172ZM204 171V170H203ZM229 171V170H228ZM242 171H244V169H242ZM241 171V172H242ZM121 172V171H120ZM209 172V171H208ZM239 172V171H238ZM241 172H239V173H241ZM9 173H10V171H9ZM225 173V172H224ZM239 173H237L235 176H234V178L232 179L231 177L228 179V180H231L232 182H231V184H230V189L231 190H233L234 188H235V183H233V180L234 181H236V186L238 185V181L239 182H241L240 180H238V178L240 179L241 177V175L239 176L238 174ZM203 174H206V175H208L207 174V172H205V173H203ZM242 174V173H241ZM187 176V177H186ZM229 176V174L227 175V177ZM245 176V175H244ZM209 177V176H208ZM208 177H207V179H208ZM23 179V178H22ZM225 179H227V178H225ZM244 179V178H243ZM243 179H241V180H243ZM238 180V181H237ZM249 180V181H250ZM125 181V180H124ZM226 181V180H225ZM115 182H119V184H117L116 186H114L116 183ZM96 183H97V185H99L100 183H101V186L100 187H108L111 191H112V197H108L107 198V196L105 197H96V198H94V197H91V196H87V194H89V193H91V188H89V190L87 191L86 189H80V191L78 190V188L76 189L75 188V190H74V193H73V197H75L76 198V200L78 199V200H80L79 202L81 203V204H83L84 206H92V208H93V206H95V207H102V206H108V199L110 198V203H115V201L114 200H116L118 197L119 198H121L122 197V194L123 193H125V192H131V193H134L135 191H134V189L132 188V187H130V186H128V184L126 185V183L124 184L123 183V181H122V179H120L119 177H117V176H112V178L107 182V183H103V182H100V181H96ZM212 183V182H211ZM243 183V182H242ZM245 183V182H244ZM37 183H36V181H35V183H34V186L36 187L37 185H36ZM122 184H124L125 185V187H126V189L125 190H122L123 192L122 193H120V191H121V189H123V187H122ZM197 184V183H196ZM227 184V183H226ZM197 185H199V184H197ZM240 185V184H239ZM241 186V185H240ZM251 187V188H250ZM25 188V187H24ZM62 188H64V190L62 191ZM159 188H162V190H163V193H162V195L161 196H159L158 195V189ZM155 189H157V192H156V194L154 193V190ZM199 189V190H200ZM77 190V192H75ZM107 190V189H106ZM114 190H117V192H119L120 194L118 195L117 193L116 194H114ZM187 190V189H186ZM185 190V191H186ZM196 191H197V189H195ZM246 190V189H245ZM156 191V190H155ZM184 191V192H185ZM63 192H66L65 194L63 193ZM92 192L93 193H91V194H94L95 192L93 191V188H92ZM106 192V191H105ZM116 192V191H115ZM143 192L145 193V191L143 190ZM203 192V191H202ZM202 192H200V193H202ZM231 192H233V191H231ZM243 192V191H242ZM7 193V192H6ZM9 193V192H8ZM26 193H28V192H26ZM76 193H77V195L79 196V197H81V198H78L77 196H76ZM87 193V194H86ZM187 193V192H186ZM186 193H184L185 195H189V194H191L190 193V191H188V194H186ZM223 193V192H222ZM239 193H241V192H239ZM245 193H246V191H245ZM244 192L242 193V194H245ZM248 193V192H247ZM100 195H103V193L101 194V193H99ZM104 194H106V193H104ZM137 194V193H136ZM203 194V193H202ZM5 195H7V194H5ZM36 197L38 198V200H42V197H40V195H39V192H38V190L36 189ZM96 195H98V194H96ZM111 195V194H110ZM125 195V194H124ZM146 195V194H145ZM145 195H143V196H145ZM148 195H146V196H148ZM183 195V194H182ZM257 195V194H256ZM256 195H253L254 197L256 196ZM117 196V197H116ZM142 196V195H141ZM184 196V195H183ZM209 196V197H208ZM258 196V195H257ZM248 197H251V196H248ZM6 198L8 199V197L6 196ZM198 199H200L199 197H197ZM246 198H247V195H246ZM262 198H263V196H262ZM176 199H178V198H173V202H174V204H175V202L177 203V200ZM192 199V198H191ZM118 200V199H117ZM113 201V202H112ZM193 201V200H192ZM195 201V200H194ZM30 204L31 205H33L32 204V202H30ZM79 204V203H78ZM142 204H144V203H142ZM168 204V205H169ZM193 204H195V203H193ZM254 204V203H253ZM35 205V204H34ZM44 204L43 203H41V209H35V213H36V216H39V218H40V222H39V220H38V223L39 224H36V226H38L40 229H44V227H43V223H42V219L43 218H48V213H50V210H51V208L50 207H48V206H50V205H48L47 207L46 206H43ZM124 205V204H123ZM79 206V205H78ZM171 206V205H170ZM196 206V205H195ZM160 207V206H159ZM197 207V206H196ZM221 207V206H220ZM82 208V207H81ZM80 208V209H81ZM146 208V207H145ZM164 208V207H163ZM166 208V207H165ZM188 208H190V207H188ZM193 208H194V206H193ZM219 208V207H218ZM263 208H264V204H263ZM34 209V208H33ZM87 209V208H86ZM100 209V208H99ZM97 210L99 213H100V210ZM122 209V208H121ZM120 209V210H121ZM181 209V208H180ZM211 209V208H210ZM236 209V208H235ZM253 209H254V207H253ZM79 210V209H78ZM136 210H137V208H136ZM146 210V209H145ZM213 210H212V212H213ZM217 210V209H216ZM92 211V210H91ZM94 212H97L96 210H93ZM112 211V210H111ZM111 211H110V213H111ZM123 211V210H122ZM138 211V210H137ZM143 211V210H142ZM181 211V210H180ZM199 211V210H198ZM201 211V210H200ZM211 211V210H210ZM219 210H217V212H218ZM237 210H235V212H236ZM260 211V210H259ZM97 212V213H98ZM103 212H104V210H103ZM105 212H109V211H105ZM185 212V211H184ZM195 212V211H194ZM206 212H207V210H206ZM34 212L33 213H30V214H35ZM112 213H114V212H112ZM111 213V214H112ZM137 213H139V212H137ZM173 213V212H172ZM75 214H76V211H75ZM108 214V213H107ZM104 215V214H102L103 215V217L104 218H106V216L108 217V215ZM111 214H109L110 216H111ZM126 214V213H125ZM133 214H134V212H133ZM180 214V213H179ZM182 214H184V213H182ZM190 214V213H189ZM192 214V213H191ZM206 214V213H205ZM92 215V214H91ZM117 215V214H116ZM202 215V214H201ZM216 215V214H215ZM214 215V216H215ZM230 215V214H229ZM96 216H97V214H96ZM170 216V215H169ZM179 216V215H178ZM185 216V215H184ZM188 216V215H187ZM206 216V215H205ZM211 216V215H210ZM222 216V215H221ZM231 216V215H230ZM252 216V215H251ZM91 217V216H90ZM92 217H93V215H92ZM98 217H99V215H98ZM118 217H120V215L118 216ZM123 217V216H122ZM163 217V216H162ZM165 217V216H164ZM173 217V216H172ZM208 217V216H207ZM213 217V216H212ZM7 218V217H6ZM25 218V217H24ZM38 218V219H39ZM166 218H168V217H166ZM186 218V217H185ZM214 218H216V217H214ZM28 219V218H27ZM90 219H92V218H90ZM94 219V218H93ZM174 219V218H173ZM207 219V218H206ZM253 219V218H252ZM97 220V219H96ZM118 220V219H117ZM120 220V219H119ZM128 220V219H127ZM210 219H208L207 221H209ZM121 221V220H120ZM147 221V220H146ZM151 221V220H150ZM160 221V220H159ZM227 221V220H226ZM226 221H225V219H224V222H225V224H229V223H226ZM61 222H64V223H62L61 224ZM98 222V221H97ZM122 222H127V221H122ZM165 222V221H164ZM168 222H170V221H168ZM172 222H173V220H172ZM172 222H170V223H172ZM188 222H189V220H188ZM210 222V221H209ZM209 222H207V224L209 223ZM216 222H217V220H216ZM222 222H223V220H222ZM25 223V222H24ZM41 223V224H40ZM71 223V222H70ZM143 223V225L144 224H148L147 222H142ZM160 223V222H159ZM185 223V222H184ZM187 223V222H186ZM218 223V222H217ZM93 224V223H92ZM98 224H100V223H98ZM97 224V225H98ZM157 224H158V222H157ZM161 225H162V223H160ZM165 224H167V223H165ZM173 224V223H172ZM190 224V223H189ZM210 224V223H209ZM220 224V223H219ZM128 225V224H127ZM126 225V226H127ZM149 225V224H148ZM174 225V224H173ZM173 225H171L172 227H173ZM112 226V225H111ZM113 226H114V224H113ZM144 226H146V225H144ZM164 226V225H163ZM190 226V225H189ZM196 226V225H195ZM207 226V225H206ZM209 226V225H208ZM148 227V226H147ZM158 227H159V225H158ZM170 227V226H169ZM181 227H183V225L181 226ZM180 227V228H181ZM214 227V226H213ZM215 227H218V226H215ZM221 227V226H220ZM54 228V227H53ZM156 228H157V225H156ZM160 228H161V226H160ZM164 228H166V227H164ZM206 230H208L207 229V227H204ZM209 228H211V227H209ZM23 228H21V230H19V232H21V231H23L22 230ZM58 229V228H57ZM112 229V228H111ZM154 229H155V227H154ZM162 229H163V227H162ZM167 229H170L169 231H171V229L173 230V228H166L165 230L166 231H168ZM215 229H218V228H215ZM220 229V228H219ZM218 229V230H219ZM226 229V228H225ZM229 229V228H228ZM108 230V229H107ZM145 230V229H144ZM176 230H177V228H176ZM176 230H173V231H176ZM188 230V229H187ZM56 231H58V230H56ZM74 231V230H73ZM76 231V230H75ZM125 231H126V229H125ZM134 231V230H133ZM154 231H156V230H154ZM160 232H161V230H159ZM165 231V232H166ZM178 231V230H177ZM210 231V230H209ZM233 231V230H232ZM139 232V230H137V233ZM144 232V231H143ZM142 232V233H143ZM164 232V233H165ZM8 233V232H7ZM42 233V232H41ZM53 232L51 231V236H50V238L52 239V241L54 242V235L52 234ZM55 233V232H54ZM57 233V232H56ZM135 233H136V231H135ZM159 232L157 231V234H158ZM177 233V232H176ZM184 233V232H183ZM262 233V232H261ZM2 234V233H1ZM10 234V233H9ZM57 234H61L60 232L59 233H57ZM167 234H168V236L170 235V234H174L173 232L171 233V232H169V233H166V236H167ZM264 234V233H263ZM4 235V234H3ZM5 235H7V234H5ZM56 235V234H55ZM63 235V234H62ZM261 235V234H260ZM64 236V235H63ZM142 236V235H141ZM165 235H164V240H165V237H166ZM173 236H178V235H173ZM184 236V235H183ZM186 236V235H185ZM193 236V235H192ZM191 236V237H192ZM40 237V236H39ZM47 237V236H46ZM169 237H171V236H169ZM187 237V236H186ZM30 238V237H29ZM44 238V237H43ZM63 238V237H62ZM65 238V237H64ZM69 238H70V236H69ZM161 238V237H160ZM175 238V237H174ZM177 238H179V237H177ZM203 238V237H202ZM77 239V238H76ZM162 238L160 239V240H163ZM206 239V238H205ZM204 239V240H205ZM217 239V238H216ZM14 242L15 243H17L18 242V236H16V237H14ZM47 240V243L45 242V245L47 246V247H50L51 248V246L53 247V248H55L56 249V247H58V250L56 251L57 252V254H59V253H65V252H63L62 251V247H60V246H58V244H57V242H56V244H57V246H55L53 243H51V241L47 238L46 239ZM70 240V239H69ZM100 240V239H99ZM154 240V239H153ZM170 240H172V239H170ZM186 240H187V238H186ZM189 240V239H188ZM27 241V240H26ZM122 241V240H121ZM120 241V242H121ZM182 241H183V239H182ZM220 241V240H219ZM107 242V241H106ZM159 242V244H162V243H160V241H158ZM161 242H163V241H161ZM176 242V241H175ZM190 242V241H189ZM213 242V241H212ZM218 242V241H217ZM19 243V242H18ZM55 243V242H54ZM123 243H125V242H123ZM122 243V244H123ZM220 243V242H219ZM230 243V242H229ZM65 244V243H64ZM113 244V243H112ZM116 244H118V243H116ZM127 244V243H126ZM213 244H215V243H213ZM218 244V243H217ZM44 245V246H45ZM66 245V244H65ZM114 246H115V244H113ZM123 245H125V244H123ZM170 245V244H169ZM210 245H212V244H210ZM113 246V247H114ZM117 246V245H116ZM115 246V247H116ZM218 246V245H217ZM64 247V246H63ZM88 247H89V245H88V243H87V246L85 247V248H82L81 247V249H78V248H73L72 249V251H71V260H70V263L69 264H79L78 263V257H77V255H79V251L80 250H87L88 249ZM109 247H110V245H109ZM188 247V246H187ZM21 248H23V247H21ZM42 248H44V247H42ZM107 248V247H106ZM112 248V247H111ZM23 249H25V248H23ZM47 249H49V248H47ZM54 249V250H55ZM142 249H144V248H142ZM51 250V249H50ZM53 250V251H54ZM64 250V249H63ZM66 250H68V249H66ZM115 250V252H118L119 251V249H118V247H117V249H114ZM1 251V250H0ZM3 251V250H2ZM110 251V250H109ZM112 251V250H111ZM125 251V250H124ZM17 252H19V251H17ZM114 252V251H113ZM120 252V251H119ZM122 252V251H121ZM181 252V251H180ZM215 253V252H214ZM56 254V253H55ZM56 254V255H57ZM89 254V253H88ZM103 254H104V252H103ZM106 254H108V253H106ZM111 254V253H110ZM118 254L119 253H114L113 255H117L116 256V258L118 257ZM64 255V254H63ZM90 255V254H89ZM88 255V256H89ZM130 257H129V259H128V261H130V262H132L133 261V255L130 253ZM11 256V255H10ZM16 256V255H15ZM58 256V255H57ZM98 256V255H97ZM121 255H119V257H120ZM147 256V255H146ZM223 256V255H222ZM2 257V256H1ZM8 257V256H7ZM68 256H66V258H67ZM109 257V256H108ZM111 257H113V256H111ZM111 257H110V259H111ZM115 257V256H114ZM56 258V257H55ZM59 258H60V256H59ZM58 258V259H59ZM89 258V257H88ZM97 258V257H96ZM214 258V257H213ZM2 259H3V257H2ZM28 259V258H27ZM30 259V258H29ZM80 259H81V261H83L82 263H84V264H91V261H90V259L88 260H86V259H84V258H81L80 257ZM95 259V258H94ZM103 259V258H102ZM109 259V258H108ZM143 259V257L141 258V260ZM215 259V258H214ZM101 260V259H100ZM104 260V259H103ZM206 260V259H205ZM6 260H4V262H5ZM16 262H17V260H15ZM60 261V260H59ZM109 261H111V260H109ZM15 262V263H16ZM19 262V261H18ZM103 262V261H102ZM101 262V263H102ZM205 263H208V262H206V261H204ZM94 263V262H93ZM243 263H244V261H243ZM250 263V262H249ZM8 264V263H7ZM18 264V263H17ZM20 264H22V263H20ZM64 264V263H63ZM66 264V263H65ZM96 264H98V263H96ZM104 264V263H103ZM149 264V263H148ZM151 264V263H150ZM209 264V263H208ZM211 264V263H210Z\"/></svg>",
	"mask_w": 264,
	"mask_h": 264
},
{
	"label": "water",
	"instance_id": "water-1",
	"mask_svg": "<svg viewBox=\"0 0 264 264\" xmlns=\"http://www.w3.org/2000/svg\"><path fill=\"white\" fill-rule=\"evenodd\" d=\"M17 94L23 95V94H24V92H23V91H20V90H18V91H17Z\"/></svg>",
	"mask_w": 264,
	"mask_h": 264
}]
</instances>
